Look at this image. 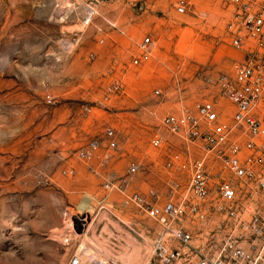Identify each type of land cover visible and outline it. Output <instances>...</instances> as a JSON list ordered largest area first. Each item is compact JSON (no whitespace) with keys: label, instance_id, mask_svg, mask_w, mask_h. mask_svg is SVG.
I'll return each mask as SVG.
<instances>
[{"label":"rangeland","instance_id":"obj_1","mask_svg":"<svg viewBox=\"0 0 264 264\" xmlns=\"http://www.w3.org/2000/svg\"><path fill=\"white\" fill-rule=\"evenodd\" d=\"M85 1L0 0V264H68L75 256L81 264H122L129 241L141 245L142 257L127 247L128 264H157L160 227L105 191L102 177L127 178L130 190L164 202L169 181L181 174L166 168L171 150L150 147L161 119L210 99L216 79L243 58L230 46L222 0H189L183 15L174 0H99L83 30ZM82 30L77 51L61 57L60 35ZM146 34L153 58L133 67ZM113 82L122 92L107 103ZM107 128L119 139L115 152L100 145ZM96 141L95 159L78 161ZM131 162L138 172L127 177ZM86 195L93 200L81 211ZM218 226L190 230L203 237Z\"/></svg>","mask_w":264,"mask_h":264},{"label":"built area","instance_id":"obj_2","mask_svg":"<svg viewBox=\"0 0 264 264\" xmlns=\"http://www.w3.org/2000/svg\"><path fill=\"white\" fill-rule=\"evenodd\" d=\"M222 4L230 9V46L243 58L216 79L210 99L161 119L150 147L171 150L166 168L181 174L169 181L164 202L159 204L155 194L130 190L127 178L107 173L102 177L105 191L121 194L125 205L160 227L153 244L157 264H264V0H222ZM99 5V0L85 1L79 20L83 30L96 19ZM188 8L189 0L173 1L177 15ZM83 30L60 35L61 57L77 51ZM154 51L151 35H144L130 65L149 63ZM121 92V84L113 82L104 101L110 103ZM101 142L106 152L118 149L112 128L104 131ZM99 151V143L91 142L76 158L91 163ZM137 172L138 165L129 163L127 177ZM215 221L218 228L203 232V237L190 230L193 224ZM68 264L81 263L75 256Z\"/></svg>","mask_w":264,"mask_h":264},{"label":"bare ground","instance_id":"obj_3","mask_svg":"<svg viewBox=\"0 0 264 264\" xmlns=\"http://www.w3.org/2000/svg\"><path fill=\"white\" fill-rule=\"evenodd\" d=\"M92 200H93V198L90 196V195H86V196H84L83 198H82V200H81V202H80V205H79V209L81 210V211H85V210H87V208H88V206L90 205V203L92 202ZM104 233V232H103ZM107 235V234H106ZM107 237H108V235H107ZM101 239H103V238H101ZM98 240V239H97ZM97 240H95V241H97ZM107 240V239H106ZM94 241V242H95ZM104 240H102V242H103ZM100 242V241H99ZM104 242H107V241H104ZM102 243V244H100L99 246L101 247V245H104V244H106V243ZM99 244V243H98ZM135 244V245H134ZM105 246V245H104ZM127 247H134L133 248V251L134 250H137L138 251V256H137V258L139 259V261L141 260V245L140 244H138V243H132V242H128L127 244H126V246H123V247H121V255H120V257H119V260L122 262V264H128L127 262H128V260L130 259V257L132 256V253H133V251H131L130 253H129V251L127 252V250H126V248ZM120 249V248H119ZM98 251V250H97ZM118 254V253H117Z\"/></svg>","mask_w":264,"mask_h":264}]
</instances>
